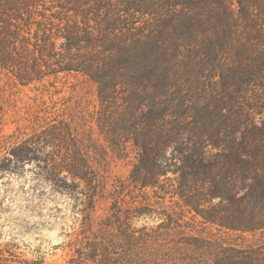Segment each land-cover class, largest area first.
<instances>
[{"label":"rangeland","instance_id":"rangeland-1","mask_svg":"<svg viewBox=\"0 0 264 264\" xmlns=\"http://www.w3.org/2000/svg\"><path fill=\"white\" fill-rule=\"evenodd\" d=\"M184 1L17 0L18 13H0V264H264V230L220 229L198 214L221 200L205 203L181 153L136 168L126 128L153 102L139 82L152 89L144 76L154 69L139 74L135 61L152 27L173 37L160 52L172 71L167 102L189 96L205 117L228 103L213 65L235 56L209 48L212 27L232 23L243 43L245 13L264 27L247 0ZM184 25L190 34L175 37Z\"/></svg>","mask_w":264,"mask_h":264},{"label":"trees","instance_id":"trees-1","mask_svg":"<svg viewBox=\"0 0 264 264\" xmlns=\"http://www.w3.org/2000/svg\"><path fill=\"white\" fill-rule=\"evenodd\" d=\"M214 1L184 2L187 7L203 9ZM247 1L264 14V8L261 9L258 3ZM179 4L168 3L170 6ZM165 5L160 4L161 8ZM16 6L17 0H0V13L6 15L9 8L18 13ZM244 16L246 26L250 29L247 43L239 39L237 26L235 28L227 21L224 30V27L215 26L212 27L213 32L210 31L212 37L209 39V48L227 50L235 56L231 59V65L226 66L227 60L224 58L217 59V65H213L220 72L219 96L223 100L227 99L228 103L214 110L217 115L211 113L207 117L204 109L186 99L189 96H183L184 100L176 106H170L167 102L169 95L166 92L169 83L173 82L170 81L172 71L167 68L169 60L161 56L160 52L165 42L173 37L168 26H153L150 44L142 50L139 58H135L139 74L154 69L149 72L150 75L144 76V81L151 84L152 89L144 86L143 81L139 82L143 94H151L153 102L149 112L143 108L144 102L139 105L135 117L139 123L134 130H126L132 132L134 145L141 152L136 168H146L156 163L158 156L173 148L174 152L183 155L184 169L191 172L188 174L189 183L198 181L202 184L204 194L201 196L205 203L210 199L221 200L220 210L198 209L204 222L220 229L252 234L264 230V27H257L252 22L256 20L249 14L245 13ZM224 19L220 18L221 23ZM261 21L264 22V19ZM182 33L188 36L189 27L184 25L183 29H175V37ZM149 52L152 57H149ZM202 64L204 69L205 61ZM191 65L197 64L191 61ZM178 67L191 72L187 64ZM185 70V74L182 70V76H187ZM181 96L177 94L176 97ZM152 147H155L153 154ZM141 184L146 185L144 182ZM188 204L195 208L191 201Z\"/></svg>","mask_w":264,"mask_h":264}]
</instances>
